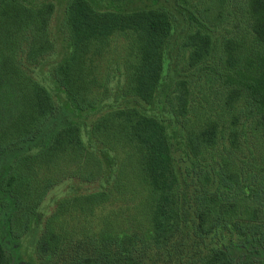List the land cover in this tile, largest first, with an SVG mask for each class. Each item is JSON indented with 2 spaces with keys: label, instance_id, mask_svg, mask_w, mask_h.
Wrapping results in <instances>:
<instances>
[{
  "label": "trees",
  "instance_id": "obj_1",
  "mask_svg": "<svg viewBox=\"0 0 264 264\" xmlns=\"http://www.w3.org/2000/svg\"><path fill=\"white\" fill-rule=\"evenodd\" d=\"M67 181L35 264H264V0H0L12 236Z\"/></svg>",
  "mask_w": 264,
  "mask_h": 264
},
{
  "label": "rangeland",
  "instance_id": "obj_2",
  "mask_svg": "<svg viewBox=\"0 0 264 264\" xmlns=\"http://www.w3.org/2000/svg\"><path fill=\"white\" fill-rule=\"evenodd\" d=\"M72 186L80 193L91 190L90 186L77 184L75 181H67L55 187L48 193L37 212L32 215L26 233L19 238L12 236L10 231L12 214L7 213V205L0 201L2 244L6 256L10 259V264H35L34 245L41 233L44 220L52 213L56 201L71 193L70 187Z\"/></svg>",
  "mask_w": 264,
  "mask_h": 264
}]
</instances>
